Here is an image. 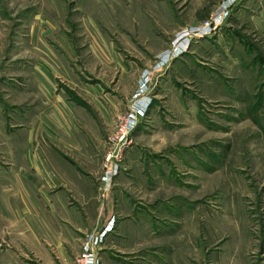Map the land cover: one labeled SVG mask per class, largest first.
<instances>
[{
    "label": "rangeland",
    "instance_id": "374dc122",
    "mask_svg": "<svg viewBox=\"0 0 264 264\" xmlns=\"http://www.w3.org/2000/svg\"><path fill=\"white\" fill-rule=\"evenodd\" d=\"M220 1L0 0V194L38 141L99 185L114 227L98 264H264V0H228L182 39ZM73 208L86 226L96 209ZM18 218L0 223V264H61L35 215L24 239ZM62 220L75 264L103 227Z\"/></svg>",
    "mask_w": 264,
    "mask_h": 264
},
{
    "label": "crops",
    "instance_id": "0c3cea01",
    "mask_svg": "<svg viewBox=\"0 0 264 264\" xmlns=\"http://www.w3.org/2000/svg\"><path fill=\"white\" fill-rule=\"evenodd\" d=\"M227 1L221 0L220 3L218 2V10ZM249 1L238 0L236 5L240 3L246 5ZM258 14H260L259 25H261L259 29L263 30L264 12L259 11ZM68 93L70 92L68 91ZM36 142L37 144L33 151L30 145H27L23 153L24 166L21 169V177H19L20 186L13 189L11 187L9 192H1L0 194V223H5L7 216L13 218H18L19 216V221H17L19 222V227L15 225L14 231H19L20 234L23 233L20 237L24 239L28 235V216L32 217L35 215L37 229L42 234L46 233V236L50 238L52 243L55 242L53 247L55 253L61 256L62 262L60 263L68 264L64 261L68 258L67 254H69V251L66 249L68 247L67 239L77 238V234L73 233L69 235L68 228L70 226L62 225L60 223L62 219L59 218H63L62 221L67 224L74 223L76 229H78L76 231H80V234L85 236L87 233L99 229V227H104L108 223V220L113 217L112 212L107 209L104 212L103 204L100 202L99 185L95 190L91 183L78 173L76 168L72 169L70 167V162L67 160L70 157L69 155L65 156V154L63 155L54 150H43L39 146V142ZM76 157L78 158V156ZM2 191L5 190L2 189ZM6 195H9L14 200L12 205L4 204ZM75 204L85 208L95 206L94 217L92 216L87 220V226L86 224H82L85 220L76 216V210L74 211L73 208ZM31 206L34 208V211L32 209L31 211L29 210ZM54 218H58L57 220H59L56 227H53ZM47 219L52 221V227L47 223ZM90 222H95L96 224V226H92V229H88ZM23 229L25 230L23 231ZM57 234L59 235L58 238ZM80 234L78 233V235ZM46 243L48 242L46 241ZM35 253L43 258L46 254L44 246L37 243L35 245ZM45 264L49 263L45 262Z\"/></svg>",
    "mask_w": 264,
    "mask_h": 264
},
{
    "label": "built area",
    "instance_id": "2783aa9c",
    "mask_svg": "<svg viewBox=\"0 0 264 264\" xmlns=\"http://www.w3.org/2000/svg\"><path fill=\"white\" fill-rule=\"evenodd\" d=\"M231 1L233 2V0ZM230 5H231L230 2L226 3L225 6H222L221 9L214 15V17H212V19L209 22H207L204 26H201L200 28H195L193 32H191L188 35H185L182 39L183 40H185V38L187 39L186 45L188 46L191 37L198 38L200 36L207 35L212 31V28L220 25V23H222L224 18L227 16L228 8ZM183 43L184 41L181 44L180 43L179 44L184 45ZM134 118L136 117L134 116ZM112 175H113L112 170L108 168L105 172V175L103 176V181L109 182L108 180ZM113 227H114V220L112 219L99 231L90 233L85 239V242L82 247V251L77 256L75 260V264H98V260L96 259L93 250L94 248H97L102 244L106 235H108L113 230Z\"/></svg>",
    "mask_w": 264,
    "mask_h": 264
}]
</instances>
